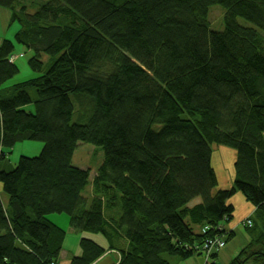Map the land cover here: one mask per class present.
Instances as JSON below:
<instances>
[{
	"label": "trees",
	"instance_id": "trees-1",
	"mask_svg": "<svg viewBox=\"0 0 264 264\" xmlns=\"http://www.w3.org/2000/svg\"><path fill=\"white\" fill-rule=\"evenodd\" d=\"M0 7L37 74L9 85L20 74L16 47L0 42V264H98L110 252L115 264H219L238 236L235 195L256 208L239 222L253 238L227 264H264V232H252V218L264 219V0ZM23 141L40 154L2 170L5 151ZM81 142L103 149L94 178L74 165ZM219 147L232 150L230 160L221 154L232 173L231 187L216 190ZM52 215L84 236L65 263L66 231ZM210 241L225 247L207 250Z\"/></svg>",
	"mask_w": 264,
	"mask_h": 264
},
{
	"label": "rangeland",
	"instance_id": "rangeland-1",
	"mask_svg": "<svg viewBox=\"0 0 264 264\" xmlns=\"http://www.w3.org/2000/svg\"><path fill=\"white\" fill-rule=\"evenodd\" d=\"M223 13V12H222ZM221 17V11L214 10L210 14V19L212 22V25L216 26L215 22L220 20ZM10 19H11V12L8 9H4L0 7V42H2L4 39L11 40L15 44V56H19L16 60V64L20 67V74L16 76L12 81L9 82V85L17 84L20 82H23L25 80L31 79L35 77L37 74L34 72L30 66H29V60L33 58L34 54L32 51L24 48L22 45L18 44L15 39V34L17 31L16 25H10ZM18 29H19V25ZM214 30L220 31L222 29L214 28ZM27 109H34L33 105L27 106ZM89 119V118H88ZM74 122L78 124H85L88 122L87 119L83 120V118H79L78 113L74 116ZM40 145L36 142L31 141H23L17 143L14 148L9 149L8 151H5L7 154V160H4L1 164V169H7L8 167L14 168L16 164L19 162L21 157H36L40 154L39 152ZM103 149L100 147H97L95 145L89 144V143H79L78 149L74 156V165L77 167H80L82 169H90L92 173V178L95 177V174L98 170V167L101 165L104 159V153L102 151ZM213 159L212 163L214 164V169L217 174L218 178V186L216 190L220 189H228L231 187V173L232 168L224 163H221V154L223 153L225 160H230L233 152L232 150L228 148H215L213 151ZM10 160V161H9ZM91 188V187H90ZM89 189H87L84 192L85 196H88ZM7 197V195H5ZM4 196V199L6 197ZM254 214V212H252ZM250 214V215H252ZM253 221L255 223V227L252 230L253 234H261L264 232V219L257 218L254 216ZM242 226V225H241ZM240 234L237 236L236 240L230 245L229 249L233 257L237 256L239 254V249L243 246H246L249 242L252 241L253 236L250 234L249 230H247L244 226L239 228ZM81 232L75 233L71 238L68 239V245L67 248L69 250H73L74 247H76L75 241L79 243L81 237H84L81 235ZM86 236L92 237L93 234L85 233ZM241 234H243V239H249V241H243L241 238ZM96 238L101 239V235H94ZM250 236V237H249ZM75 240V241H74ZM66 248V249H67ZM75 255V254H74ZM115 255H109L104 261L101 262V264L105 263L109 259H114ZM168 260L171 264H183L185 260H181L176 257H168ZM230 259L229 261H231ZM194 262L193 259L187 260L186 264H191ZM224 260H219V264H223ZM65 263V262H62ZM248 264H255V262L251 261Z\"/></svg>",
	"mask_w": 264,
	"mask_h": 264
},
{
	"label": "crops",
	"instance_id": "crops-1",
	"mask_svg": "<svg viewBox=\"0 0 264 264\" xmlns=\"http://www.w3.org/2000/svg\"><path fill=\"white\" fill-rule=\"evenodd\" d=\"M39 152L41 151V148L39 147ZM230 202L236 206V221L231 224V227L235 229L238 233V236L240 234L239 228L242 227L239 222L242 220L243 217L248 216L252 214V212H255V207H253L250 203H248L244 198L241 196L235 195ZM239 216V217H238ZM50 221H52L54 224L59 226L61 229L66 231V239L63 244V250L60 255L61 262H68V260L72 256H78L80 255V244L76 243V247L71 251L69 248H67L68 245V239L71 238L73 235H75V231L69 226V218L67 216L63 215H52L49 217ZM243 241H249V239H243V234L240 235ZM250 237V236H249ZM237 238V237H236ZM236 240V239H235ZM80 242V241H79ZM67 248V249H66ZM229 248V247H228ZM225 249L222 251L220 254H218V261L219 260H224L223 264L229 263L230 259L233 258V254L230 250ZM75 254V255H74ZM114 255V253H108L105 256H103L99 261L98 264H101L102 261H104L109 255ZM194 262L191 264H203V256H197L193 258ZM118 261L116 255L114 259H109L103 264H115ZM187 261H184L183 264H186Z\"/></svg>",
	"mask_w": 264,
	"mask_h": 264
},
{
	"label": "built area",
	"instance_id": "built-area-1",
	"mask_svg": "<svg viewBox=\"0 0 264 264\" xmlns=\"http://www.w3.org/2000/svg\"><path fill=\"white\" fill-rule=\"evenodd\" d=\"M18 57H19V56H15V57L12 59V61L17 60ZM212 242H213V241H210V242H208V243L205 245V248H206L207 250H211V249H217V250H219V249H222V248L225 247V242H224V241H216V242H214V244H212V246L209 248V245H208V244H211Z\"/></svg>",
	"mask_w": 264,
	"mask_h": 264
},
{
	"label": "bare ground",
	"instance_id": "bare-ground-1",
	"mask_svg": "<svg viewBox=\"0 0 264 264\" xmlns=\"http://www.w3.org/2000/svg\"><path fill=\"white\" fill-rule=\"evenodd\" d=\"M216 147V146H215Z\"/></svg>",
	"mask_w": 264,
	"mask_h": 264
}]
</instances>
